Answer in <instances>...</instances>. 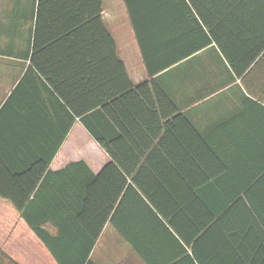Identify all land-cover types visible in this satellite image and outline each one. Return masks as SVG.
Returning <instances> with one entry per match:
<instances>
[{
  "label": "crops",
  "instance_id": "obj_1",
  "mask_svg": "<svg viewBox=\"0 0 264 264\" xmlns=\"http://www.w3.org/2000/svg\"><path fill=\"white\" fill-rule=\"evenodd\" d=\"M129 1L138 37L125 0H102L118 64L96 0H0V184L39 196L28 215L60 262L1 196L0 248L19 264H249L264 243V0Z\"/></svg>",
  "mask_w": 264,
  "mask_h": 264
},
{
  "label": "trees",
  "instance_id": "obj_2",
  "mask_svg": "<svg viewBox=\"0 0 264 264\" xmlns=\"http://www.w3.org/2000/svg\"><path fill=\"white\" fill-rule=\"evenodd\" d=\"M126 5H127V11L129 13V17L131 20V23L133 25V28L135 30V33L138 37V20L136 19L134 10L132 9V6L130 4L129 0H125ZM49 9H47L46 11L51 12L52 16L55 18L56 17V12H57V8L55 6H50L47 7ZM101 11H102V0H96V13L93 14L91 17L92 19L96 20L100 27L101 30L103 32V35L107 38L109 45H111L112 50H113V56L115 61L118 64H121V62L117 59L116 54H115V45L114 42L112 40V38L110 37V35L105 31L102 23H101ZM76 24V23H75ZM74 25V24H72ZM69 28V26H67ZM68 28H66V39L70 38V36L73 33V30H69ZM73 29V28H72ZM214 33V32H213ZM123 67H122V72L125 75L124 71H123ZM68 100V99H67ZM70 103V101H68ZM71 107H74L72 104L70 105ZM95 106H84L80 111L75 110V113H77L78 115L81 114L82 117H85L86 115H88L89 111ZM83 123L84 125L87 127V129L90 130V126H89V122L87 121V119H83ZM68 127L66 128V132H68ZM95 138L97 139V141L99 142V144L106 150L108 149L110 151V148H108V144L105 141V138L102 137H97L95 136ZM109 154L114 157V153L113 152H109ZM0 165L1 166H5L3 164V162L0 161ZM5 169L9 171V169H7L5 167ZM35 187V186H34ZM88 187V186H87ZM24 190V188H22ZM33 191V188H29L28 189V193H31ZM131 192H135V194H137V196H141V194H139V192H137L132 186H131ZM14 193V192H13ZM147 194V193H146ZM118 195V194H117ZM115 194V196H117ZM148 195V194H147ZM0 196L6 200H8L16 209L17 211L20 213L21 217H23L26 222L28 223V225L31 227V229L35 232V234L43 241V243L49 248V250L51 251V253L54 255L55 259L57 261L60 262V259H58V256L56 255V251L54 250V237H52L53 235L50 234L46 229V225L44 224L46 222V220H42L40 218H36V217H30L28 215L29 210L32 208V206L37 202V199L39 196H12V193L10 191L5 190V188L2 186V184H0ZM114 203H116V198L114 200ZM109 207L111 208V205H109ZM100 228H98V230L96 231V233L94 234V239L95 237H97V235L99 234ZM258 250L256 251V254L253 256V258L251 259V263L249 264H264V243H259ZM194 253V250H193ZM0 264H19L18 262H16L13 258H11L7 253H5L1 248H0ZM62 264V263H61Z\"/></svg>",
  "mask_w": 264,
  "mask_h": 264
}]
</instances>
